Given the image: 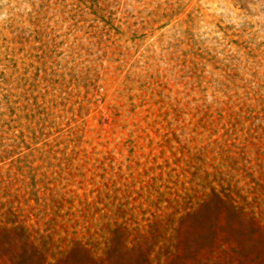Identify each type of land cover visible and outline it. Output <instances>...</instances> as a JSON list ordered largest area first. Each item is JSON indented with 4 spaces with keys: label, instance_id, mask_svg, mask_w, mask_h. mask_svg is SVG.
<instances>
[{
    "label": "rangeland",
    "instance_id": "obj_1",
    "mask_svg": "<svg viewBox=\"0 0 264 264\" xmlns=\"http://www.w3.org/2000/svg\"><path fill=\"white\" fill-rule=\"evenodd\" d=\"M0 264H264V0H2Z\"/></svg>",
    "mask_w": 264,
    "mask_h": 264
},
{
    "label": "clouds",
    "instance_id": "obj_2",
    "mask_svg": "<svg viewBox=\"0 0 264 264\" xmlns=\"http://www.w3.org/2000/svg\"><path fill=\"white\" fill-rule=\"evenodd\" d=\"M0 2H2V0H0Z\"/></svg>",
    "mask_w": 264,
    "mask_h": 264
}]
</instances>
